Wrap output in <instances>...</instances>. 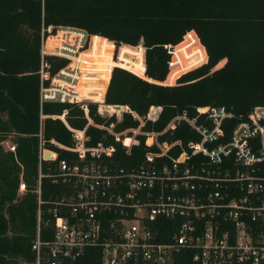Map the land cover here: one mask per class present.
Masks as SVG:
<instances>
[{"label": "trees", "instance_id": "16d2710c", "mask_svg": "<svg viewBox=\"0 0 264 264\" xmlns=\"http://www.w3.org/2000/svg\"><path fill=\"white\" fill-rule=\"evenodd\" d=\"M61 25L91 34L84 54L100 56L94 60L101 80L97 96L103 95L107 107L120 104L118 117L102 115L95 101L87 100L85 111L76 102L39 101L40 40L48 33L47 26L53 32ZM190 29L204 46L202 63V47L189 53L183 48L195 40L193 32L177 43ZM76 36L71 28H59L45 37L43 47L51 50ZM175 43L165 77L169 58L165 45ZM113 44H120L115 60L110 59ZM43 60L49 75L67 61L54 54L44 55ZM217 62L223 63L213 68ZM112 65L118 66L110 71ZM76 88L80 90V82ZM204 105H223L231 112L222 120L224 138L239 122L250 121L255 106H264V0H0V133L9 134L14 144L13 151L0 148V264L33 258L30 241L36 203L29 189L35 181L39 124L44 145L58 156H68L70 151L48 138L68 145L67 126H85L87 145L112 144V159L128 166L141 160L145 150L156 149L144 131L157 132L159 142L179 139L184 145L197 139L180 118L162 130L182 113L201 121L203 114L197 115L196 107ZM150 106H159L153 118L146 115ZM113 107L119 110L118 105ZM137 126L141 132L133 135L128 152L121 144L122 135L115 139L106 129L120 132ZM179 151L180 146L174 145L168 153L174 156ZM20 179L25 190L18 196ZM59 187L42 177L40 196H52ZM46 206L41 204L43 239L50 237ZM98 257V248L90 246L73 264H96ZM179 258V264L189 263L190 250L183 249Z\"/></svg>", "mask_w": 264, "mask_h": 264}, {"label": "built area", "instance_id": "2783aa9c", "mask_svg": "<svg viewBox=\"0 0 264 264\" xmlns=\"http://www.w3.org/2000/svg\"><path fill=\"white\" fill-rule=\"evenodd\" d=\"M66 27L76 32L72 42L63 41L52 50L41 46L44 38L54 33L50 26L41 37L39 101L76 102L85 111L88 92L98 95L92 88L80 96L82 88H76L79 82L85 87V80L93 79L97 71L84 54L91 34L67 25L58 29ZM189 31L195 40L183 48L194 46L195 51L198 45L202 47V63L205 49L193 30H187L177 43ZM177 43L165 45L169 53L165 77ZM46 54L67 61L49 75L43 60ZM113 66L118 65H112L110 71ZM260 107L252 109L249 122H239L224 138L222 120L231 112L223 105L197 106V115L203 114L201 121L182 113L162 130L173 127V119L180 118L197 133V139H188L184 145L179 139L159 142L157 132L144 131L156 149L145 150L141 160L128 166L112 159V144L97 141L87 145L85 126H67L68 145L48 138L70 151L68 156H58L44 145L39 124L35 181L29 189L36 203L30 241L33 258L22 264H73L90 246L99 250L96 264H179L183 249L190 250L186 264H264V115ZM150 109L153 118L159 106H150L146 115ZM106 129L115 139L122 135L125 152L133 135L141 132L138 126L120 132ZM174 145L180 146V151L171 156L168 150ZM6 147L14 150L11 142ZM44 150L52 155L45 156ZM42 177L60 185L45 199L40 196ZM18 186L25 190L21 179ZM41 204H47L50 214V237L46 239L39 235Z\"/></svg>", "mask_w": 264, "mask_h": 264}, {"label": "rangeland", "instance_id": "374dc122", "mask_svg": "<svg viewBox=\"0 0 264 264\" xmlns=\"http://www.w3.org/2000/svg\"><path fill=\"white\" fill-rule=\"evenodd\" d=\"M58 29V26H56V27H54V31L53 32H56V30ZM45 39V38H44ZM46 40V39H45ZM43 42H44V40L42 41V43H41V46H43ZM85 45H87L86 46V50L88 49V44L87 43H85ZM120 45V44H119ZM118 45V46H119ZM140 45V44H139ZM114 47H113V49H112V58L114 57V55H115V53L117 52V50H118V46H115V45H113ZM195 47L194 46H192V47H188V52L189 51H191V50H193ZM185 49H187V48H185ZM52 50V49H51ZM52 52V51H51ZM48 53H50V51H48ZM99 55H95V57H90L89 59L90 60H92L93 62H94V68H95V64L97 63L96 61H94L96 58L98 59L99 57H98ZM114 59V58H113ZM100 61V60H99ZM98 61V62H99ZM223 62H224V59H223ZM222 62V63H223ZM222 63H216L214 66H213V68H215V67H217V66H219V65H221ZM192 68V67H191ZM183 72V71H182ZM181 73V72H180ZM179 74V73H178ZM177 75V74H176ZM175 75V76H176ZM99 71H96L95 72V74H94V78L93 79H91V80H89V81H92L91 83L90 82H88L87 80L85 81V83H84V85H85V87H81L80 86V89L83 91H81V93H80V96H82V95H85L87 92L86 91H89V90H92V88H95L94 90H96V89H98V88H100L99 86H101V84H100V79H99ZM109 78V77H108ZM107 82H108V80L106 81V83H105V85L107 84ZM173 83H174V81H173ZM173 83H171V84H173ZM97 91V90H96ZM86 92V93H85ZM88 94H90V96L88 97V99H85V100H89V101H95V102H97V110L102 114V115H109V114H111V113H113V114H115L117 117L119 116V114H120V111L122 110V106L120 105L119 106V110L118 111H115L114 110V107L112 106V107H107L106 106V104H104L103 102H102V97L103 96H97V95H95L94 93H92V91H89L88 92ZM95 99V100H94ZM101 99V100H100ZM113 105V104H112ZM153 115V113H152V109H150V111H149V113H148V115L147 116H149V117H151ZM137 129H134V131L133 130H131V134L133 133V132H135ZM3 133H0V148H1V150H7V144H9V142L12 140V137L11 136H9V134H4V136L2 135ZM50 151L48 150H45V154L46 155H50L51 153H49ZM52 155V154H51ZM19 176V175H18ZM20 177V176H19ZM21 181H23V180H21ZM23 191L22 190H20L19 189V186L17 185V187H16V194L19 196V195H21V193H22ZM17 264H22V261H19L18 260V262H17Z\"/></svg>", "mask_w": 264, "mask_h": 264}, {"label": "water", "instance_id": "95a60500", "mask_svg": "<svg viewBox=\"0 0 264 264\" xmlns=\"http://www.w3.org/2000/svg\"><path fill=\"white\" fill-rule=\"evenodd\" d=\"M113 105H118V106H120L119 104H113ZM259 109H260L259 111L261 112V114L264 115V106H263V107H260ZM241 129H243V128H241Z\"/></svg>", "mask_w": 264, "mask_h": 264}, {"label": "bare ground", "instance_id": "6f19581e", "mask_svg": "<svg viewBox=\"0 0 264 264\" xmlns=\"http://www.w3.org/2000/svg\"><path fill=\"white\" fill-rule=\"evenodd\" d=\"M47 151H48V150H47ZM49 153L52 154V152H49ZM43 154H44L45 156H51V154H50V155H46V154H45V150L43 151Z\"/></svg>", "mask_w": 264, "mask_h": 264}, {"label": "crops", "instance_id": "0c3cea01", "mask_svg": "<svg viewBox=\"0 0 264 264\" xmlns=\"http://www.w3.org/2000/svg\"><path fill=\"white\" fill-rule=\"evenodd\" d=\"M165 79V78H164ZM173 81H174V79H173ZM109 107H112V106H114V105H108Z\"/></svg>", "mask_w": 264, "mask_h": 264}]
</instances>
